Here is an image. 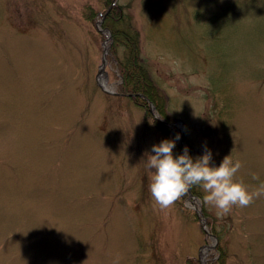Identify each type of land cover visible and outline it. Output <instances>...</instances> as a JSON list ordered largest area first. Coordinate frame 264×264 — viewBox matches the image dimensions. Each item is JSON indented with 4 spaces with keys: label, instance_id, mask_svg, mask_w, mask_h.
Here are the masks:
<instances>
[{
    "label": "rangeland",
    "instance_id": "1",
    "mask_svg": "<svg viewBox=\"0 0 264 264\" xmlns=\"http://www.w3.org/2000/svg\"><path fill=\"white\" fill-rule=\"evenodd\" d=\"M117 2L140 29L175 135L187 137L177 142L194 158L206 145L217 166L239 159L237 178L257 189L264 0ZM89 5L109 7L0 0V264H204L205 245L219 241L209 219L231 264H264V195L223 217L191 188L170 208L155 204L146 158L164 136L127 96L100 85L104 75L116 90L119 78L109 31L101 14L86 17Z\"/></svg>",
    "mask_w": 264,
    "mask_h": 264
},
{
    "label": "clouds",
    "instance_id": "2",
    "mask_svg": "<svg viewBox=\"0 0 264 264\" xmlns=\"http://www.w3.org/2000/svg\"><path fill=\"white\" fill-rule=\"evenodd\" d=\"M163 139L154 144L146 158V168L150 172L149 192L160 209L170 208L192 186L202 189V202L215 209L218 217L230 213L233 206H249L255 198L264 195V182L254 191H249L244 182L237 178L242 167L239 159L233 161L226 155L217 166L210 161L212 152L205 145L203 155L193 158L187 146L175 156L176 140ZM253 174V179H258Z\"/></svg>",
    "mask_w": 264,
    "mask_h": 264
},
{
    "label": "trees",
    "instance_id": "3",
    "mask_svg": "<svg viewBox=\"0 0 264 264\" xmlns=\"http://www.w3.org/2000/svg\"><path fill=\"white\" fill-rule=\"evenodd\" d=\"M102 1L109 6L113 0ZM106 10L101 13L89 5V9L85 13L88 19L94 20L98 14L103 15ZM102 25L110 29L112 35L108 42V55L113 60V65L116 68L119 78L115 85L116 90L119 92L118 94L127 96L135 105L140 107L144 111L145 120L151 122L161 131L164 139H175L176 135L174 132L177 129L162 122L150 110L149 100L155 105L158 116L167 121H173L175 118L169 111V101L165 90L156 81L151 68L142 56L141 32L134 21L131 11L126 9V5L116 2L107 13ZM152 117L154 119L150 121ZM171 131H173L175 136L171 135ZM184 139L187 141V137L184 136ZM183 150V146L176 140L173 149L174 155H180ZM190 152L191 149L189 155H191ZM191 190L198 198L202 199L203 192L198 185L192 186ZM187 194L186 192L183 195ZM204 212L206 215L208 214L205 209ZM209 221L211 231L217 233L219 241L214 248L210 249L209 255L206 258L207 264H231L229 261L228 247L222 242L221 236L215 229L213 221L210 219ZM188 261L193 262L190 258H188Z\"/></svg>",
    "mask_w": 264,
    "mask_h": 264
},
{
    "label": "water",
    "instance_id": "4",
    "mask_svg": "<svg viewBox=\"0 0 264 264\" xmlns=\"http://www.w3.org/2000/svg\"><path fill=\"white\" fill-rule=\"evenodd\" d=\"M113 4H114V2L109 6L108 10H107L106 13L104 14V17H105L106 14L111 10ZM105 64H106V53H105V55H104V57H103V64H102L103 66H102V69H101L100 73L104 70ZM104 89L107 90V91H111V90H108V89H106V88H104ZM112 92H113V91H112ZM114 93H116V92H114ZM150 105H151V109L154 110V105L152 104V102H150ZM163 121H164V120H163ZM164 122H166V123H168L169 125H172V126H177V123H176V122H167V121H164ZM180 137H181V139H183V135H182V134L180 135ZM189 190H190V188H189ZM205 230L208 232V229H207L206 227H205ZM205 246H207V247H212V246H214V244H211V245H205Z\"/></svg>",
    "mask_w": 264,
    "mask_h": 264
},
{
    "label": "bare ground",
    "instance_id": "5",
    "mask_svg": "<svg viewBox=\"0 0 264 264\" xmlns=\"http://www.w3.org/2000/svg\"><path fill=\"white\" fill-rule=\"evenodd\" d=\"M100 78H101L102 84H103L105 87H107V78H106L104 75H101Z\"/></svg>",
    "mask_w": 264,
    "mask_h": 264
}]
</instances>
